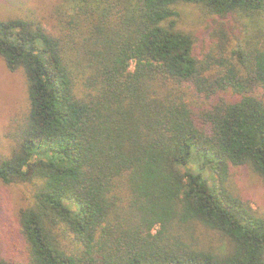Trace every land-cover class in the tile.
<instances>
[{
  "label": "trees",
  "instance_id": "16d2710c",
  "mask_svg": "<svg viewBox=\"0 0 264 264\" xmlns=\"http://www.w3.org/2000/svg\"><path fill=\"white\" fill-rule=\"evenodd\" d=\"M180 4L217 18L205 51ZM55 14L56 33L0 17L29 101L0 180L34 188L26 254L0 264H264V217L232 180L247 166L264 184V50L225 51L264 0H61Z\"/></svg>",
  "mask_w": 264,
  "mask_h": 264
},
{
  "label": "rangeland",
  "instance_id": "374dc122",
  "mask_svg": "<svg viewBox=\"0 0 264 264\" xmlns=\"http://www.w3.org/2000/svg\"><path fill=\"white\" fill-rule=\"evenodd\" d=\"M60 1L0 0V17L38 22L56 33L59 27L55 9ZM178 8L181 11L179 27L194 35L195 51H205L210 44L211 22L217 18L208 17L201 8L193 4H180ZM244 20L249 23L244 27L235 28L232 22L231 27H228L232 40L225 44L227 53H230L239 41L249 48L256 43L264 50V16L255 22L252 21L253 23L246 18ZM28 108L24 73L21 70L9 71L0 57V159L10 156L12 148L16 146L18 134L26 121ZM236 171L237 175L232 179L235 187L244 195L251 207L264 217V184L247 166L237 168ZM33 190L29 183L5 184L0 180V253L9 261L20 262L26 254V246L19 234L18 214L21 208L31 204ZM198 235L202 241L211 239L209 244L217 243L216 238L203 229Z\"/></svg>",
  "mask_w": 264,
  "mask_h": 264
}]
</instances>
